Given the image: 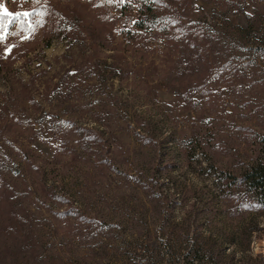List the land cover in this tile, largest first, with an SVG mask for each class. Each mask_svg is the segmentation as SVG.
Instances as JSON below:
<instances>
[{
  "label": "rangeland",
  "instance_id": "obj_1",
  "mask_svg": "<svg viewBox=\"0 0 264 264\" xmlns=\"http://www.w3.org/2000/svg\"><path fill=\"white\" fill-rule=\"evenodd\" d=\"M137 1L0 0L33 13L0 27V264H264V208L246 238L202 210L264 161V0H160L159 31Z\"/></svg>",
  "mask_w": 264,
  "mask_h": 264
},
{
  "label": "trees",
  "instance_id": "obj_2",
  "mask_svg": "<svg viewBox=\"0 0 264 264\" xmlns=\"http://www.w3.org/2000/svg\"><path fill=\"white\" fill-rule=\"evenodd\" d=\"M140 3L138 5V12L140 17H138L134 23V26L138 29H151L157 30L164 29L165 25L163 24V16H166L168 11L164 9V4L160 0H138ZM229 4V3H228ZM162 6V8H161ZM161 8V9H160ZM43 9V8H42ZM228 9V7H227ZM225 9L222 11L223 15L226 16L228 10ZM239 10V9H238ZM242 9H240V12ZM239 12V11H238ZM58 14V13H57ZM170 14V13H169ZM61 15H56V18ZM245 17H249L246 15ZM230 21H236L237 19L234 15L228 19ZM238 26V25H237ZM57 27V25H56ZM164 27V28H163ZM67 32V31H65ZM1 71V68H0ZM4 95V94H3ZM8 97V96H7ZM4 102L0 105V116L4 117L5 111H8L7 99L3 97ZM11 98V97H10ZM2 102H0L1 104ZM10 123H17L20 125L18 119L10 117ZM26 126V124H23ZM41 128V127H40ZM42 129V128H41ZM57 130H52L51 134H55ZM35 134L31 133L28 135V141L33 143L35 140ZM26 157V155H24ZM3 168H1L2 170ZM8 169V167L6 168ZM4 170V169H3ZM11 171V175H19L18 171ZM216 178L220 182L216 188V193H209L207 200L202 206V210L209 215L208 226L211 230L216 229V216L223 212L224 214L229 215L232 220L234 219L235 224L232 225L235 228L241 230L240 236H244L245 229L254 227V218L253 215L255 211L264 208V161H255L251 165H248L247 168L243 169L237 174L230 173L223 169H216ZM14 187L10 185L6 178L1 176L0 173V201L5 202L9 205V214L13 211V200L15 197ZM61 197V196H60ZM56 197V198H60ZM252 215V216H251ZM228 216V217H229ZM198 221V219H196ZM199 225V224H198ZM197 225V226H198ZM189 227V223L185 225ZM257 228V227H255ZM217 230V229H216ZM226 238L229 240L234 239V233H227ZM246 238V237H245ZM197 241V239H196ZM199 243V241H198ZM238 246H242L241 241L235 243ZM202 246V247H201ZM204 243L200 241V244L197 249H190L184 257L186 263L188 264L193 259H200L197 254L200 252L205 254L208 250L203 248ZM192 250L195 254L192 253ZM34 251V250H33ZM192 254V255H191ZM36 255V251H34ZM190 260V261H189Z\"/></svg>",
  "mask_w": 264,
  "mask_h": 264
},
{
  "label": "snow or ice",
  "instance_id": "obj_3",
  "mask_svg": "<svg viewBox=\"0 0 264 264\" xmlns=\"http://www.w3.org/2000/svg\"><path fill=\"white\" fill-rule=\"evenodd\" d=\"M33 2L34 3H38V0H33ZM109 2H111V0H109ZM32 14L33 13H29V12L9 14V13H6L2 7H0V27H3L4 26L3 25V19H4V16L5 15H11L14 19H19L21 16H23V17H29ZM3 39H4V35L3 34H0V41H2Z\"/></svg>",
  "mask_w": 264,
  "mask_h": 264
}]
</instances>
